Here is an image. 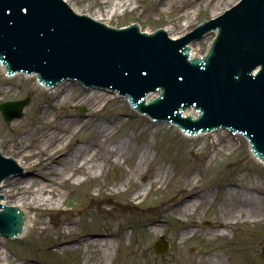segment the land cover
Returning <instances> with one entry per match:
<instances>
[{"label": "bare ground", "instance_id": "6f19581e", "mask_svg": "<svg viewBox=\"0 0 264 264\" xmlns=\"http://www.w3.org/2000/svg\"><path fill=\"white\" fill-rule=\"evenodd\" d=\"M70 1L77 4L80 0H65V2L75 11L81 13ZM189 1L162 0L160 7L163 10H167L168 6L188 9L190 7L186 4ZM212 1H208V5H211ZM226 1L216 0L213 3V8L217 10L214 15L220 14L219 11ZM231 1L233 2V0H229V3ZM96 2L100 6L93 17L101 22H106L105 18L109 20L118 16L120 10L123 13L129 9L136 10L139 0H98ZM221 11L223 10L221 9ZM194 16L195 12L184 11L180 19L186 24L181 22L179 28L181 30L188 29L194 23ZM107 23L109 24V22ZM165 30L175 38H179L182 34H175L174 27H165ZM73 85L65 82L51 92L55 101L50 109L62 106L72 100L75 106H88L89 110L85 116L78 117L64 113L56 120L53 115L49 116V110L45 109L44 104L42 105V114H45L46 119L43 124L35 127V124L26 125L22 129L17 124L16 128L19 131L14 140L6 146H0V148H6V151L11 149L17 155V163L25 170L35 172L32 176L13 178L3 183L1 194L6 198L2 204H11L12 207L24 209L26 225H24V233L21 238L31 234L41 225L47 227L43 223L42 215L37 211L48 210L50 207H53L50 209L57 212L61 211L60 207L68 203L67 199L71 197L64 189L72 188L74 190L77 188L82 182L77 177L82 176L84 177L83 181H90L96 178L95 174L105 175L109 169L120 168L127 164V184H132L133 187L140 189L134 197L124 203V210L122 209L123 211L118 217L116 216L119 221L117 222V231L90 234L86 230H77L79 224L83 222L85 224L86 219L94 215L89 204L81 203L80 206L73 207L68 216L67 225L57 231L60 237L54 242L55 247L64 251L81 250L82 248L87 251L91 248L98 253L89 258L87 263L106 264L115 261L117 237L126 236V231H129L127 241L133 245L130 258L139 261L140 264H178L181 261L186 264H235L234 257L231 258L224 251H220L221 253L218 254L207 251V246L214 239L230 237L235 230H238V227L250 225L251 230L254 229L255 232L264 224V187L260 181L250 178L244 182L235 183L229 180L230 182L225 188V195L220 202L221 218H218L220 220L211 222L205 234L200 235V227L197 222L188 224L183 222L200 207L212 202L216 194L201 192L198 187L199 179L193 175L184 177V174L174 181V177L179 175L174 159L171 161L168 158L161 159L159 153L152 154V140L146 139L142 143H137L135 132H122L120 128L124 125V121L121 118V112L114 117H106L104 112L106 106L103 105H108L111 101L112 97H110L111 99L107 98L110 96L109 94L88 90L86 93L75 96ZM43 91L49 92L46 89ZM157 134L158 130L155 135L157 136ZM200 137L206 139V144L200 150L207 146L208 141L213 142L212 149L216 155L221 151L233 148L231 138L224 139V132L217 131L213 135L207 134ZM197 151L195 148H191L192 153H197ZM143 177L148 185L136 181ZM171 183L173 185L170 198L166 199L167 194H163L161 200L156 201L153 206L140 208L153 189L157 188L156 192H160ZM127 184L125 183L124 186ZM124 190L118 188L117 191L108 195L107 200L116 198L115 196L121 195ZM129 209L138 210L132 213L129 212ZM151 210L155 211L154 216L149 213ZM33 213H36L35 217L32 216ZM103 216L105 217L104 214ZM175 216L176 219H173L179 225V231L176 236L177 240L170 243L174 252L164 256L153 255L151 253L152 242L160 237H166L169 229V221H166ZM131 217L133 219L139 217V221L146 222L142 228V234H138L134 240L132 238L135 232L133 226L124 230V225L130 224ZM111 218H113L112 215H107L106 220L111 221ZM152 218L155 219L149 220ZM253 234H247L246 241L238 250L242 253L251 249L254 253L252 264H259L258 262L264 260V248L261 250L260 243H254ZM195 237H199L201 241L200 255L202 257L199 259L182 254L181 246ZM204 248L206 250H203ZM8 256V254L0 252V264H14ZM244 258L246 257L241 254L242 264ZM27 262L29 261L19 264H27Z\"/></svg>", "mask_w": 264, "mask_h": 264}, {"label": "rangeland", "instance_id": "374dc122", "mask_svg": "<svg viewBox=\"0 0 264 264\" xmlns=\"http://www.w3.org/2000/svg\"><path fill=\"white\" fill-rule=\"evenodd\" d=\"M96 1L80 0L77 4H72H74L79 12L94 16L98 11V6H100ZM208 1L210 0H190L186 4V6L190 7L188 9H177L168 6L167 10H163V8L160 7L162 0H139L136 10L129 9L124 13L120 10L118 16L109 20L107 18L105 19L106 22H109V24L114 27H123L129 23L136 22L143 32H154L163 27H174L175 34L182 33L181 35H184L185 33L193 31L201 21L207 20V18L212 17L215 12H217V10L213 8V3L216 0H211V5H208ZM236 1L237 0H233V2L231 1L229 3V0H227L221 9H228ZM221 9L219 13H221ZM186 10L195 12L194 23H192L188 29L181 30L179 24L183 22V20L180 19V16ZM185 24L186 23H184V25ZM72 87L75 88V96L81 95V93L84 92V90L77 86ZM51 95V92L49 94L48 92H42L31 79L21 77L14 79L7 78L0 68V104L29 99V105L25 108L23 117L19 120L7 123L0 113V146H6L14 140L19 131L16 128L17 124L21 129L26 125L35 124V127L43 124L46 119L45 114H42V105L44 104L45 109L49 110V116L53 115V118L56 120L64 113H70L78 117L85 116L88 113V106H75L72 100L62 106L50 109L51 106L49 105H52L55 101V97ZM82 109L85 110L84 113H80ZM104 112L108 118L114 117L117 113L121 112V118L124 121V125L120 128L122 132H135L137 136L135 141H137V143H142L146 139L152 140V154L155 155L159 153L161 159L168 158L170 161L174 159L179 171V175L174 177V181L184 174V177L193 175L199 179L198 187L201 192H213V194H216L212 202H208L207 205L200 207L190 217L185 218L183 222L184 224L197 222V225L200 227V235L205 234L211 222L220 220L218 219L221 218L220 202L225 195L226 185L228 186L230 181L238 183L253 178L258 179L264 187V168L251 157L248 144L241 137H238L239 139L234 141L233 138L230 139L231 137L224 133V139L229 138L233 148L231 150L226 149L221 151L216 155L212 149V146H214L212 141H208L207 146L200 150V148L206 144L205 138H186L178 130L166 124L153 125L149 119L133 112L129 104L124 100L112 99L104 109ZM156 130H158L157 136L155 135ZM240 140L242 141V146H239ZM191 148L198 150L197 153H192ZM4 151L6 155L12 157L17 156L11 149ZM127 169V164H124V166L120 168H111L105 175L95 174L94 177L96 178L90 181H83L84 177L82 176L77 177L79 181H82V184L79 183V186L75 189V194L73 190L69 188L64 189L71 197H68V203L60 207L62 212H56L54 209H50L53 207H50L48 210L43 209L37 211V213L42 215L43 223H45L47 227L41 225L40 228L24 237V239L16 242L1 239L0 252L8 254V257L14 264H19L27 260L29 261L27 264H90L87 263L88 259L95 256L98 252H94L91 248L87 251L83 248L81 250L72 251H64L60 248H55L53 244L60 237L57 231L67 225L68 216L72 208L86 202V204L91 206L94 215L87 218L85 224L84 222L79 224L76 229L86 230L90 234L103 233L104 231L116 232L117 222H119L116 216L118 217L124 210V203L129 198L134 197L140 189L133 187L132 184H127ZM136 181L148 185L144 177ZM125 183L127 186H124ZM172 185V183L168 184L160 192H156L157 188L153 189L140 208L153 206L156 201L161 200L163 194H167L166 199L170 198L172 196ZM118 188L125 189L123 191L124 193L115 196L116 198L114 199L107 200L108 195L117 191ZM105 202L111 203L109 207L105 206ZM130 212H134V209ZM154 212V210L150 211V213ZM35 215L36 213L32 214L33 217H35ZM107 215L113 216L111 221L106 220ZM173 218L176 219V216L170 217L169 219L173 222ZM130 224L133 225L135 229L132 235L134 240L138 234H142L141 224H143V221H139V217L135 219L131 217ZM178 231L179 225L174 222L166 234V239L169 244L173 240H177L176 236ZM126 232L128 235L129 231ZM247 234H253L254 238H252L254 243H260L261 250L264 248L263 224L261 227L257 228L255 232L254 229L251 230L250 225L238 227V230H235L230 237L228 236L219 240L214 239L210 241L212 243L207 246V251L216 252L217 254L224 251L229 254L231 258L234 257L235 264H242L240 255L243 254L246 257L244 258L243 264H252L254 253L251 249L243 251L242 253L238 250L242 243L246 241ZM127 240L128 237H124L125 249L122 253L120 252L117 255V259L106 264H140L139 261L130 258L133 245ZM156 240L152 242L151 246V253L153 255H157L152 249ZM200 243L199 237L192 238L181 246L183 249L182 254L199 259L202 257V255H200L202 251ZM203 250L206 249L204 248ZM173 252L174 249L173 246H171L167 254ZM114 257H116V255ZM258 263L264 264V260L262 259V261ZM178 264L186 263L181 261Z\"/></svg>", "mask_w": 264, "mask_h": 264}, {"label": "water", "instance_id": "95a60500", "mask_svg": "<svg viewBox=\"0 0 264 264\" xmlns=\"http://www.w3.org/2000/svg\"><path fill=\"white\" fill-rule=\"evenodd\" d=\"M8 10H12V9H8ZM56 11L59 14H61L59 12V9L58 8L56 9ZM13 15H14L15 18H17V14L15 12H14ZM19 16L22 17L23 15H19ZM216 16L217 15H214L212 17H209V18H207V20H209L210 18H214ZM65 18L68 19V21L72 25V27L76 31H78L79 33H81L83 35V37H84V41H85L84 45H86V50L80 51L79 59L81 61L87 60L86 62L88 64H93V62H95L93 64V66H94L93 73H96V74H99V75L100 74L103 75L106 78V80H104L105 82H108V80H112V79L114 81L115 78L112 77V74L110 72V68L114 64V61L110 57V54L108 52L107 53L105 52L102 57L98 58L96 56V54H94L92 52L93 48H95L96 45H97L95 42H93V34L91 32L88 33V30L86 29V25L84 23H82L83 21L75 20L74 19L75 17H71L69 15H66ZM98 21H101V20H98ZM203 22L204 21H201L199 24H201ZM39 23H40V26L41 27H48V26H42V23L43 24H46L47 23L45 19H42L41 22H39ZM104 23H107V22H104ZM132 23H136V22H132ZM132 23H129L127 25H130ZM116 28H120V27H116ZM16 31L18 32V30H16ZM89 34H90V36H89ZM3 35H4V30L0 27V36H3ZM24 37L26 39H28V38L30 39L28 42H26V44L24 45V48H26L29 53L34 54L35 56H39L41 54V50H45L48 53V55L51 56V50H53L55 52V54L57 55L58 59L61 61V63H70V64H73V65H76V66H79L80 63H81V62L76 61L75 60V57L73 55L68 54L67 52H65L63 50L56 49L55 47H52L48 43V36H47V33L45 31L42 32V33H40V34H36V36H34V37L33 36H29V37L24 36ZM179 38H180V36H179ZM62 39L65 40L63 36H62ZM209 40H210V38H208L207 40H204V41L202 40L199 43L197 42L196 43V48L191 47V51L194 54L193 56H197V55H195V51H198V54L199 55L205 54L207 52V50H208V47H209ZM247 51L248 50H246V51H240V50H238L237 53L240 55V54H243V53H245ZM89 59H91L92 61L89 60ZM218 68H220V70H221L223 68V66L221 65V67H218ZM132 74H137V73H132ZM139 75L141 76L142 74H139ZM215 77H216L215 75H211L210 76V79L211 80H214ZM153 79H159V80H163L164 81L165 79H167V75L164 74V73H161V74H158V75L153 76ZM260 81L261 82L264 81V76H262L260 78ZM132 82H134V80L127 79L126 81H123L121 84H118V85H121L123 87L130 85V87H132V84H130ZM193 82H195V81H193ZM217 82H218V79L216 78V83H212L210 81L201 83V86H200L201 89H202L201 90V94L204 97L207 96L208 98H212V96H216L218 94V92H219V89L216 86ZM258 83H259V81L256 82V84H258ZM256 84H253V86L256 85ZM155 87H160V88H158L154 92V96L156 94H161L162 93V90L165 89V87H163V86H147V87L144 88V91H151ZM213 90H215L216 93H213ZM157 91L159 93H157ZM166 91L169 94V91L167 89H166ZM154 96L149 97L147 101L152 100L154 98ZM242 97H244V96H242ZM258 102L261 104V99L258 100ZM23 105H24V103L15 104V106H17L19 108H22ZM188 108L189 107H187V108L184 109L186 111L183 113V115L185 117L192 116L193 118H197L198 117V113L195 112V109L194 108H189L188 109ZM217 108L222 109L223 112H225V113H230L231 112L227 108L226 105H224L222 103L215 102V105H212V109H217ZM239 116L240 115H235V118L234 119L237 120L239 118ZM240 119L241 120H244V118H240ZM220 121H223V120H220ZM251 130H256V128H250V129H248V131H251ZM253 139H254V142L257 144V146L260 147L259 148L260 152H258L259 155H262V152H263L262 149H264V126L263 127L260 126L257 129L256 136H254ZM262 158H264V155H262ZM4 172H5V166L0 164V174H2ZM25 172H26V177H29V176H32V175L35 174V172H31V171H27V170H25ZM4 205L5 206H11V204H4ZM14 208H17V209L21 210L22 213L25 216L24 209H20L19 207H14ZM24 225H26V218H25ZM155 250L158 253H166L167 252V246L163 245L162 243H159L155 247Z\"/></svg>", "mask_w": 264, "mask_h": 264}]
</instances>
